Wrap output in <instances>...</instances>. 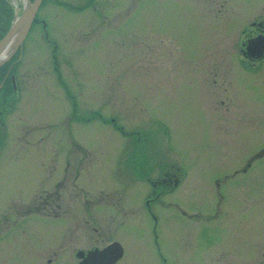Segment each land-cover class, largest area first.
I'll return each instance as SVG.
<instances>
[{
    "label": "rangeland",
    "instance_id": "374dc122",
    "mask_svg": "<svg viewBox=\"0 0 264 264\" xmlns=\"http://www.w3.org/2000/svg\"><path fill=\"white\" fill-rule=\"evenodd\" d=\"M36 17L0 97V264L72 263L85 216L110 218L119 264H264V61L239 58L264 0H47ZM131 154L180 186L156 223L144 193L120 198L149 191Z\"/></svg>",
    "mask_w": 264,
    "mask_h": 264
},
{
    "label": "flooded vegetation",
    "instance_id": "af4514ba",
    "mask_svg": "<svg viewBox=\"0 0 264 264\" xmlns=\"http://www.w3.org/2000/svg\"><path fill=\"white\" fill-rule=\"evenodd\" d=\"M248 26H250V29H245L242 32V41L241 45L239 48V58L241 60H244L245 62H249L252 65L256 66L260 64L262 61H264V21L262 19L260 20H253L251 21ZM259 43H262L259 45ZM243 61V62H244ZM145 164V162H142ZM125 164V163H124ZM126 164L127 167L132 171V176L136 175V177L141 176L142 181H144L148 188L149 191L145 193V191H141V188H137L133 191L128 192L124 188L122 191H120L119 195L121 199H126V202L128 204H132L133 199L136 198L137 196L141 195L144 193L143 201L146 209L148 210L150 217L153 221V223H156V218L151 212V205L152 204H157L160 203L164 197H166L169 194H173L176 192L177 188L180 186L178 185V181L168 175L167 173H163L160 175L158 178L151 179L150 176H146L145 174H142V169L139 168V166H144V169L146 168L145 165L141 164L138 162V159L134 158V156L131 154L130 158H126ZM135 172V174H134ZM146 172H149L146 171ZM151 174V172L147 173ZM133 178V177H132ZM125 187V186H124ZM126 193V196L124 195ZM87 201V200H86ZM170 206L172 205L171 203L169 204ZM173 206V205H172ZM35 211L28 210L27 214H30V218L33 217L32 215L36 212L39 211V209L42 208V205L38 208L37 206H34ZM181 213L184 214L182 210L179 209ZM38 212H36L37 214ZM41 217V216H37ZM61 217H52V219H59ZM28 219V218H26ZM71 220L68 225L67 229L72 235H76V232H78L79 229L76 228V225H83V228H81V231L88 232L91 231L94 234L92 236H89L88 238H85L83 241H80L77 243L74 239V242H70L72 244V257H73V262L70 264H79L83 258L87 257L90 253L94 251H101L104 250L106 247L113 246L114 251L119 254L121 253V256L114 261L112 264H119L124 258H125V249L120 241H118L115 237L112 236L110 232V227H112L114 224L111 223L110 218L105 219L104 218H99V217H82L78 219L79 221L75 223L73 221V218H70ZM17 225L20 226V223ZM20 227H22L23 232L25 231H31V234L24 238L23 241L25 242V246H27V249L31 252H34V254L37 255V261L39 262L40 260V238L42 237V232L39 226H30L29 223L25 222V224H22ZM12 228L6 232L9 234V237L11 235ZM153 240L154 244L157 246V236L155 233V229H153ZM77 243V244H76ZM225 250H219V252H224ZM159 252V249H158ZM33 254V255H34ZM162 262L164 263V259L162 258L161 253H158ZM245 264H250V258L246 254L245 257L243 258ZM51 260L48 259V264H50ZM109 259L104 260V264H108ZM134 264V263H130Z\"/></svg>",
    "mask_w": 264,
    "mask_h": 264
},
{
    "label": "water",
    "instance_id": "95a60500",
    "mask_svg": "<svg viewBox=\"0 0 264 264\" xmlns=\"http://www.w3.org/2000/svg\"><path fill=\"white\" fill-rule=\"evenodd\" d=\"M29 2V0H27ZM42 0H33L29 2V8L27 11L22 12L19 17H16L9 29V31L5 34V36L0 40V66L9 61V59L18 51L21 50L23 41L35 20V16L40 8ZM18 32L16 41L14 46L10 50V52L3 56L4 52L8 51V46L13 38V36ZM262 43H259L261 45ZM20 59V56H19ZM13 80V77H12ZM121 253L117 254L114 251L113 246L106 247L101 251H94L87 255V257L83 258V260L79 264H104V260L109 259L108 264L114 263L119 257Z\"/></svg>",
    "mask_w": 264,
    "mask_h": 264
},
{
    "label": "trees",
    "instance_id": "16d2710c",
    "mask_svg": "<svg viewBox=\"0 0 264 264\" xmlns=\"http://www.w3.org/2000/svg\"><path fill=\"white\" fill-rule=\"evenodd\" d=\"M33 1V0H30ZM47 0H43L42 6ZM92 0H89V3ZM81 9V8H80ZM14 19V9L7 0H0V40L8 32ZM18 53H16L10 61L0 66V97H6L13 92L10 75L14 74L17 62ZM142 158H138V162H142ZM142 164V163H141ZM141 168V165L140 167Z\"/></svg>",
    "mask_w": 264,
    "mask_h": 264
},
{
    "label": "bare ground",
    "instance_id": "6f19581e",
    "mask_svg": "<svg viewBox=\"0 0 264 264\" xmlns=\"http://www.w3.org/2000/svg\"><path fill=\"white\" fill-rule=\"evenodd\" d=\"M20 2L16 1L15 6L17 7V9L19 8V5L22 6V11L21 12H25L28 10L29 8V2L27 0H19ZM18 32L13 36V38L11 39L9 46H8V51L3 53V56L7 55L10 50L12 49V47L14 46V43L16 41Z\"/></svg>",
    "mask_w": 264,
    "mask_h": 264
}]
</instances>
